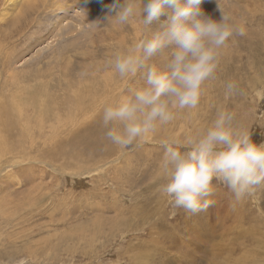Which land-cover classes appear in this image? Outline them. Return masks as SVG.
I'll list each match as a JSON object with an SVG mask.
<instances>
[{
	"label": "rangeland",
	"instance_id": "374dc122",
	"mask_svg": "<svg viewBox=\"0 0 264 264\" xmlns=\"http://www.w3.org/2000/svg\"><path fill=\"white\" fill-rule=\"evenodd\" d=\"M96 1L104 6L111 3V0H106L107 3L105 0H61L59 4L63 7L52 8L54 15L61 14L64 19L60 23L53 22V17L47 15L51 9L46 8L37 26H49L50 21L56 24L49 27L47 33L40 31L35 34V40L32 39L28 45L21 46V43L8 40L1 29H4L2 21L10 14L0 17L1 47L3 50H9L13 45L17 47H12L10 62L6 65L2 60L3 54H0L1 98L8 94L3 83L12 77H18L21 86H26V94H31L38 84L33 77L38 76L49 85L48 94L57 93L58 98L59 94L64 95L59 90V86L63 88L59 83H68L62 76L66 66H70L69 69L72 66L73 73H76L74 66H77L85 75L86 68L93 73L96 65L113 66L118 50L110 39L106 42L105 56L88 59L82 48L71 54L65 51L62 54L64 46L77 45L78 40L76 35L57 34L61 25L77 29L74 34L80 32L87 38L96 32L107 36L109 25L106 18L101 22L92 15L88 22L85 20V8ZM1 3L2 0V10ZM218 4L245 29V35L234 36L222 49L218 68L205 83L198 105L177 110L175 116L180 122H176L174 127L169 122L172 128L167 127L166 133L163 125L164 132L161 133L168 138H195L212 124L221 111H229L234 116L235 125L251 132L252 139L259 144L264 142V0H203L201 9L219 19ZM132 23L138 24L145 32L142 39L149 35L150 30L143 25L139 12L130 23L120 25L131 27ZM90 29L96 30L92 34ZM172 47L148 58L142 69H147L152 63L163 68ZM138 76L145 78V74L138 73ZM143 82L146 83L145 79ZM229 82L236 85L233 94H226ZM66 95L75 93L68 91ZM102 108L103 105L98 113ZM90 120L84 122L89 124ZM56 125L52 124L53 127ZM152 135L142 140L154 138ZM157 141L158 138L150 144L140 145L138 142L124 148L125 152H130L129 155L134 154L131 158L134 165L128 177L125 174L121 177L130 178V182L121 183L118 188L111 184L115 175L107 171L113 163L84 172L83 161L45 159L44 152L52 144L39 140L27 149L28 156L39 160L29 161L30 157L15 153L12 160L3 161L0 173V264H16L21 258H27L30 264H264V186L257 187L251 195L236 202L226 186L217 184L216 195L212 197L215 203L207 210L190 213L177 209L160 191L166 179L161 169L164 148L157 144L162 145L166 141ZM111 147L115 149L114 144ZM140 149L150 153L154 160L150 161L151 165H145L144 159L139 160L142 165L135 169ZM10 162H14L12 166H9ZM13 166L22 173H12ZM85 166L95 167L90 162ZM7 201L16 202L19 206L11 217L5 216L8 212L1 208ZM30 202H33L32 207L28 206ZM32 214L34 216L31 217ZM4 223L6 226L1 228Z\"/></svg>",
	"mask_w": 264,
	"mask_h": 264
},
{
	"label": "clouds",
	"instance_id": "9594fccd",
	"mask_svg": "<svg viewBox=\"0 0 264 264\" xmlns=\"http://www.w3.org/2000/svg\"><path fill=\"white\" fill-rule=\"evenodd\" d=\"M202 2L113 0L105 6L107 20L128 24L139 12L150 30L144 39L115 56L112 63L121 77L136 75L148 58L173 46L163 68L147 67L146 86L104 108V126L110 122L122 125V130L114 127L105 133L112 144L126 148L154 133L158 125L171 122L177 110L195 108L205 83L218 68L222 49L234 36L245 35V29L219 4L220 18L215 19L202 11ZM162 16L166 19L161 20ZM226 88V94H233L236 85L229 82ZM162 146L166 183L160 191L177 209L207 210L215 203L212 197L217 184L226 186L236 202L264 186V142L257 144L251 132L238 128L229 111H221L199 136L174 137ZM16 264L30 262L21 258Z\"/></svg>",
	"mask_w": 264,
	"mask_h": 264
},
{
	"label": "bare ground",
	"instance_id": "6f19581e",
	"mask_svg": "<svg viewBox=\"0 0 264 264\" xmlns=\"http://www.w3.org/2000/svg\"><path fill=\"white\" fill-rule=\"evenodd\" d=\"M60 1L61 0H2L1 5L3 11L0 9V17L6 14L10 15H6L8 16L6 20L3 18L5 21H2L4 23L2 25V28L4 29H1V31L3 30V33H5L8 40H13L11 41L13 43H21V46L30 44L32 39L33 41L35 40V34L40 31L47 33L48 30L52 28L53 24H56L57 22L60 23L62 22V20H64L62 19L61 14H53V6H61L59 4ZM86 1L91 2L93 0ZM105 2L107 3L106 0ZM112 2L113 0H111V3ZM48 7L51 10L50 14L47 15L53 17V22L56 23H52L50 21L49 26L46 24L40 27L37 26L40 15L43 14L44 10ZM85 9L87 11V17L85 18L87 22L89 21L90 17H92V15L95 20H101V22L105 18L107 20V9L103 4H99L98 1H96V3L94 4L87 5V8ZM8 10H10L11 12L9 13ZM60 12L61 11H59V13ZM80 15L83 16L82 13ZM108 25L109 27L106 31L107 36L105 34L99 35L97 34V32L96 34L94 33V35L92 32L96 29L91 31V28V32L89 30L88 31L89 33H92L93 36L91 34L87 35L88 38L82 35L80 32H76L74 34V31H76L77 29L72 30L69 29L68 25H61L58 29L60 32L57 34H59L60 36L71 34V37H73V35H76V40H78L76 41L78 46L74 44V46L72 47H70V45L69 47L64 46L62 49V54L64 53V51L66 54H71L72 51H75L78 48H82L84 51V55L88 59L105 56L104 50L108 48V44H106L108 39L112 40L118 50V54H120L142 40L145 35V32L142 31L138 24L132 23L131 27L121 26L120 24L116 23L114 18H110L107 23V26ZM71 37L66 38L70 39ZM1 46L3 45H0V54H3L2 60L6 65L10 62L13 49L12 47L15 45L11 46L9 50H3ZM89 48H91V50H94V52L89 50ZM69 67L70 66L65 67L62 75L64 77L63 80H66L68 83L66 85H64L62 82L59 83L63 87L61 88V86H59V90L63 91L65 96L59 94L58 98L56 97L57 93H54L53 95L48 94L47 87L49 85L45 82H42L41 78L38 76L33 77V80L38 81V84L35 88V92L31 94H26V86H21V81L18 80V77H12L11 79H9V82L7 80L6 83H3L4 87L8 90L6 92L8 94L3 98L0 97V173H2L1 171L3 161L12 160L15 157V153H17V155L20 154L22 157H30L29 161L39 160V158L28 156L27 154L28 147L30 145L32 146L33 143L39 140L43 141L45 144H52L51 148L48 149L47 152H44V154L46 155L45 159L47 157L49 161H51V159L53 158H63L67 161L76 162L83 161V168H85L84 172H88L94 169L96 170L99 165H105L108 162L113 163V166L106 169L108 172L115 175L111 179V184H113L114 188H118L119 184L130 182L131 180L130 178L122 179L121 177L124 174L128 177V174L132 173L134 164H132L131 158L134 157V154L129 155L130 152H125L124 148H120L117 145H115V149L111 147L112 143L106 138L105 133L109 128L114 127L120 128L122 130V125L110 122L108 126H104L102 121L103 110L107 105L116 103L123 97L132 96L134 95L136 90L146 86V83L143 82L145 78L138 76V73L139 75L145 74L146 69L140 70L134 76L121 77L115 70L114 66H109L104 63L96 65L93 68V73L89 72L88 68H86L87 75H85L83 73V70L77 66H74L76 73H73L72 66L71 69H69ZM70 83L72 84V86ZM139 83L143 84L140 85ZM68 91L74 92L75 95H66ZM63 97H66L67 100H62L60 102L54 100ZM101 105H103L102 111L98 113ZM28 107L30 108V112ZM54 107H56L55 111H51ZM87 119H91L89 124H86L84 122ZM171 122L173 123L172 125L174 127L175 125H177L176 122H180V120L177 116H175ZM55 123H57V125L53 127L52 124ZM162 126L163 125H158L154 133H149L146 136L147 138L153 134L151 137L154 136V138L145 141L137 140L133 144L138 142H140V145L148 144L151 141H156L157 138L159 143H162L163 141H170L171 138H174H168V135L161 133L164 132ZM164 126L166 133L167 127H169L170 124L168 123ZM171 128L172 127L170 126V129ZM157 145L163 147V144ZM66 147H68L69 149H67ZM152 148L154 150L158 149L156 147ZM139 151L140 153L137 154L138 157L136 158L137 161L135 163L138 165H135V169H139L140 165H142L139 163V160L143 161L144 159L145 165H151L150 161L154 160L151 158L150 153H147L143 149H140ZM114 154L115 157H113ZM110 156H112V158L109 159ZM107 159L109 161H106ZM86 162L87 164L88 162H90L91 165L95 167L85 166ZM12 163L14 162H10L9 166H12ZM13 172L17 174L22 173L20 169H16V166H13L12 173ZM144 172L146 173L147 170ZM105 180L104 182H106ZM28 196L30 197L31 195ZM28 204V206L32 207L33 202H30ZM18 207L19 206L16 204V202L10 203L9 201H7V203L3 204L1 208H3V211L8 212L6 213V215L4 214L5 216L11 217L14 210ZM111 208L116 209L115 206H112ZM119 211H121V209ZM0 216H2V213ZM32 216H34V214H32L31 217ZM5 226L6 223H4L1 228Z\"/></svg>",
	"mask_w": 264,
	"mask_h": 264
}]
</instances>
